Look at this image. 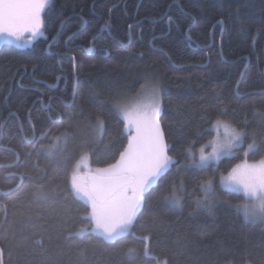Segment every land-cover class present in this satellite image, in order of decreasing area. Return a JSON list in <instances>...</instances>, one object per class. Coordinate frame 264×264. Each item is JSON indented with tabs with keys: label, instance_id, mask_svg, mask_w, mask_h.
<instances>
[{
	"label": "trees",
	"instance_id": "trees-1",
	"mask_svg": "<svg viewBox=\"0 0 264 264\" xmlns=\"http://www.w3.org/2000/svg\"><path fill=\"white\" fill-rule=\"evenodd\" d=\"M148 83L160 89L161 128L179 163L146 192L130 234L77 236L91 225L72 170L83 153L95 167L115 163L128 136L116 105ZM217 119L245 131L244 145L197 170L185 149L206 145ZM253 141L250 162L264 158V0H53L43 37L0 46V258L264 264V224L246 220L234 207L245 201L220 186ZM207 178L215 192L198 208ZM181 181L177 206L164 197Z\"/></svg>",
	"mask_w": 264,
	"mask_h": 264
},
{
	"label": "snow or ice",
	"instance_id": "snow-or-ice-1",
	"mask_svg": "<svg viewBox=\"0 0 264 264\" xmlns=\"http://www.w3.org/2000/svg\"><path fill=\"white\" fill-rule=\"evenodd\" d=\"M52 2L53 0H0V39L12 38L19 43L22 37L28 34L29 39L23 43H31L41 34L44 24L42 14ZM168 19L171 22L172 18ZM116 107L128 132L127 145L119 153V158L105 168L89 169L86 176L80 175L77 166L69 178L72 191L88 208L85 218L90 222L91 232L103 236L109 242L130 234L137 214L143 206L146 192L163 179L173 165L179 163L169 154L170 145L166 142L161 128L162 108L158 86H152L151 104L139 106L134 110H127L119 103ZM98 125L102 130L103 122L98 121ZM221 127L224 129L222 140L218 136L216 140L209 141L199 149H195L196 141H193L185 149L191 167L200 171L208 170L212 164L243 147L245 131L220 119L212 123V129L217 133ZM46 136L47 133L42 134V138ZM209 144L212 147L210 153L206 152ZM54 149L55 145L48 151L52 152ZM256 150L258 146L255 141L249 143L243 162L232 168L227 176L222 175L220 184L229 189V195H236L245 201L234 207L238 212H242L246 220L264 222V158L253 163L247 160L248 155ZM213 183V178H207L200 184L204 199L196 201L198 208L210 207L208 200L215 192ZM178 190L183 191V181L180 182L179 189L173 184L171 195L165 196L164 199L177 206L181 205ZM82 231L88 229L84 228ZM142 239L147 254V241L150 237L144 236ZM134 251L129 249V254H134ZM0 264H3L2 258ZM158 264H167V260L159 261Z\"/></svg>",
	"mask_w": 264,
	"mask_h": 264
},
{
	"label": "rangeland",
	"instance_id": "rangeland-1",
	"mask_svg": "<svg viewBox=\"0 0 264 264\" xmlns=\"http://www.w3.org/2000/svg\"><path fill=\"white\" fill-rule=\"evenodd\" d=\"M45 13V12H44ZM44 13L42 14V18H43V22H44ZM43 26H44V24H43ZM41 37H43V27H42V29H41V34L39 35V36H37L35 39H33L32 41H31V43H28V44H24L23 43V41H26V40H28L29 39V36H28V34H25L23 37H22V39H21V42H17V41H15L14 39H12V38H7V39H0V46L1 45H3V44H8V45H12V46H15V47H17V48H20V49H26V48H29V47H31L32 46V44L36 41V40H38L39 38H41ZM154 84H152V83H148V84H146V85H144V87H142L141 88V90L138 92V93H136V94H134V95H132V96H130L128 99H126L123 103H121L120 105L122 106V107H125L127 110H134V109H136L137 107H139V106H144V105H149V104H151L152 103V86H153ZM160 99H161V94H160ZM161 108H162V99H161ZM162 111V110H161ZM116 112L118 113V115L121 117V119H122V115H121V113L120 112H118V110H117V107H116ZM123 120V119H122ZM124 122V121H123ZM124 127H125V123H124ZM213 130V132H214V137L210 140V141H214V140H216L217 139V137L219 136V138L222 140L223 138H224V129H223V127H221L220 128V130H219V133H217L214 129H212ZM125 131H126V133H127V135H128V132H127V129H126V127H125ZM63 144H64V142H63ZM208 144V143H207ZM59 149L60 148V150L62 149V148H64V145H63V147L60 145V144H58V147H55V149ZM247 149V148H246ZM212 151V147H211V145L209 144V146L206 148V152H211ZM47 152H48V154H50L51 152H49L48 150H47ZM61 152V151H60ZM53 153V152H52ZM236 153V151H234V153L232 154V155H234ZM51 155V154H50ZM231 156V155H230ZM225 157H228V156H225ZM82 158H84V159H82ZM224 158V157H223ZM249 163H253V162H250V161H248ZM242 163V162H241ZM215 164V163H214ZM240 164V163H239ZM77 166H79V173H80V175H82V176H86L88 173H89V169H91V170H95V169H97V168H105V167H95V166H93V165H91V163H90V158H89V154L88 153H83L82 154V156L79 158V160L76 162V164H75V166H74V168H73V170L74 169H76L77 168ZM107 167V166H106ZM72 170V171H73ZM229 174V173H228ZM227 174V175H228ZM227 175H225V176H227ZM220 186H221V184H220ZM221 188L223 189V190H226V191H229V189H226V188H224V187H222L221 186ZM74 193V192H73ZM74 195H75V197L77 198V199H79L80 201H82V202H84L82 199H80V198H78V196L74 193ZM241 214H242V212H240ZM243 215V214H242ZM249 221H251V222H255V223H262V224H264V222H262V221H260V220H249ZM82 229H84V228H81L77 233H79V235H77V233H76V235L77 236H82V235H84V234H86V233H89V232H91V228L90 229H88V231H82ZM130 232H131V230H130ZM92 233V232H91ZM94 234V233H93ZM95 235H97V234H95ZM99 237H101L102 239H104L103 238V236H101V235H98ZM105 240V239H104ZM106 241V240H105ZM107 242H109V241H107Z\"/></svg>",
	"mask_w": 264,
	"mask_h": 264
}]
</instances>
